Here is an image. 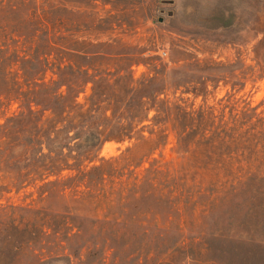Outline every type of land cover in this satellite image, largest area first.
<instances>
[{
	"label": "trees",
	"instance_id": "16d2710c",
	"mask_svg": "<svg viewBox=\"0 0 264 264\" xmlns=\"http://www.w3.org/2000/svg\"><path fill=\"white\" fill-rule=\"evenodd\" d=\"M118 2L0 0V198L30 186L40 202L0 203V264H220L264 252V219L255 233L246 209L211 217L220 201H264V108L233 97L264 74V31L253 66L189 54L174 65L117 35L138 25L119 20ZM218 82L229 86L218 107L180 96ZM168 136L173 158L162 160ZM105 141L126 145L97 157Z\"/></svg>",
	"mask_w": 264,
	"mask_h": 264
},
{
	"label": "rangeland",
	"instance_id": "374dc122",
	"mask_svg": "<svg viewBox=\"0 0 264 264\" xmlns=\"http://www.w3.org/2000/svg\"><path fill=\"white\" fill-rule=\"evenodd\" d=\"M97 4L98 9L109 7L108 3L101 5L97 1ZM116 6L117 8L126 7L123 12L117 11L121 14L119 20L131 21L132 17L138 19L134 33L117 35L132 44L137 42L139 46L151 45L154 55L166 63H169V60L176 61L174 65H180L189 54L197 58L199 62L207 61L209 64L229 63L238 58L242 61L243 68L253 66L252 47L264 31V0H119ZM100 13L102 14L101 11ZM246 37L251 40L245 42ZM129 69L134 78L145 71L141 63L133 64ZM206 88L208 92L203 97L193 96L189 92L181 93L180 96L186 102H192L193 105L203 102L218 107V99L229 90V86L221 82H218L213 89L210 85ZM233 92L234 98L244 99L250 105H256L261 101L257 110L264 108V74L257 77L250 76L242 87ZM175 95H179L178 91ZM0 121H2V116H0ZM125 145L126 143L105 141L97 150V157L115 155ZM171 145L172 137L168 136L165 145L160 149L162 160L173 158L170 151ZM157 153L158 151H155L153 154L156 158ZM30 191L32 193L28 194ZM34 198L33 188L29 186L17 193L13 191L5 193L0 198V203L8 206L29 205L33 207L34 205L38 207L40 202L33 201ZM248 202L251 204L246 207ZM245 209L250 211V215L246 214L245 219H249L251 228L256 227V222L264 219V201L261 200L220 201L211 217L221 218L222 216L232 222L239 219L242 210ZM252 230L259 233L257 227ZM262 256H264L262 249L250 246L248 249H242L238 257L222 258L221 256L220 264H227L231 261L233 264H259ZM209 257L212 256L209 255ZM204 258L206 259V255ZM101 264L112 263L106 261ZM205 264L212 263L205 262Z\"/></svg>",
	"mask_w": 264,
	"mask_h": 264
}]
</instances>
